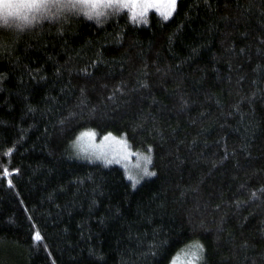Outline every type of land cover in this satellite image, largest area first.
Returning <instances> with one entry per match:
<instances>
[{
	"label": "trees",
	"instance_id": "trees-1",
	"mask_svg": "<svg viewBox=\"0 0 264 264\" xmlns=\"http://www.w3.org/2000/svg\"><path fill=\"white\" fill-rule=\"evenodd\" d=\"M84 11L0 21V264H264V0ZM84 131L155 175L78 157Z\"/></svg>",
	"mask_w": 264,
	"mask_h": 264
},
{
	"label": "snow or ice",
	"instance_id": "snow-or-ice-1",
	"mask_svg": "<svg viewBox=\"0 0 264 264\" xmlns=\"http://www.w3.org/2000/svg\"><path fill=\"white\" fill-rule=\"evenodd\" d=\"M177 0H23L21 4H6L3 10H0V21L4 25L11 26L14 23L15 27L23 31L27 27L34 25V22L39 20L56 19L64 9L75 10L77 12L87 8L84 15L88 19H96L97 23H101V17L105 12L101 9L110 8L115 14H119L123 10H127L131 14L132 20L142 22L144 17L150 10L157 11L164 19H168L176 11ZM30 8L32 11L25 13L20 8ZM56 9V12H52ZM151 151V149H149ZM144 167L141 169L139 176H128L133 184L138 183L143 176H153L154 172L148 170L147 165L151 164V158L144 156ZM4 175L7 177L9 172L4 169ZM11 186V180H9ZM33 239L37 242L42 240L39 232L33 235ZM198 255L196 259L202 258L203 246L195 245Z\"/></svg>",
	"mask_w": 264,
	"mask_h": 264
},
{
	"label": "rangeland",
	"instance_id": "rangeland-1",
	"mask_svg": "<svg viewBox=\"0 0 264 264\" xmlns=\"http://www.w3.org/2000/svg\"><path fill=\"white\" fill-rule=\"evenodd\" d=\"M14 3L21 4L23 0H0V10H3L6 4L12 5ZM20 9L26 13L32 11L30 8L21 7ZM101 10L112 11L110 8ZM153 11L159 14L155 10H150L149 12ZM160 17L162 16L160 15ZM135 22L141 23L140 21ZM73 150L74 153L82 159L120 167L127 179L129 175L134 177L140 175L141 169L145 166L143 157L148 156L145 153L132 152L123 139L111 135H105L99 138L92 131L80 133L73 143ZM147 167L148 170L152 172L150 164H148ZM150 177L151 176H143L139 179V182L135 184H133V181L128 180L132 185H138ZM194 254L198 255L196 248H188L176 255L170 264H197L199 259H196V255Z\"/></svg>",
	"mask_w": 264,
	"mask_h": 264
}]
</instances>
